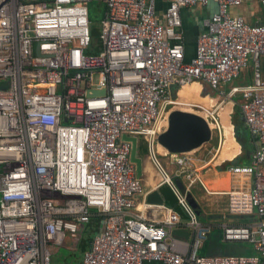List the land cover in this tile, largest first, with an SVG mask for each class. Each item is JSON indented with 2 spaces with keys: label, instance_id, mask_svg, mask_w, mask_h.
Masks as SVG:
<instances>
[{
  "label": "built area",
  "instance_id": "2783aa9c",
  "mask_svg": "<svg viewBox=\"0 0 264 264\" xmlns=\"http://www.w3.org/2000/svg\"><path fill=\"white\" fill-rule=\"evenodd\" d=\"M92 1L0 0V264H57L56 247L70 236L77 250L95 216L79 264H264V24L232 14L244 0H105L96 44ZM213 1L191 58L184 14ZM249 69L252 83L235 86ZM194 83L238 103L256 140L251 164L230 169L253 180L230 191L229 213L257 220L222 229L248 256L199 255L211 229L158 156L174 91ZM125 135L145 138L185 223L148 202ZM168 154L177 178L198 177L187 154Z\"/></svg>",
  "mask_w": 264,
  "mask_h": 264
},
{
  "label": "crops",
  "instance_id": "0c3cea01",
  "mask_svg": "<svg viewBox=\"0 0 264 264\" xmlns=\"http://www.w3.org/2000/svg\"><path fill=\"white\" fill-rule=\"evenodd\" d=\"M217 4L212 5L208 8H198L197 10H188L184 14L185 21V31H186V43L188 46V53L190 57H194L196 54L197 39L199 36V31L201 27V21L204 16H209L217 11ZM233 15L242 16L245 21L251 24H264V4L262 0H244L243 4L235 9H232ZM261 71L264 78V59L261 60ZM238 85H247L252 83V71L251 69L243 72L241 77L234 82ZM227 90H230L227 88ZM196 92V93H195ZM191 93L197 95V99L189 101L187 97ZM181 102L180 105L188 106L193 105L192 109L200 108L206 110L212 117L214 113L210 110L214 105H217L216 100L212 98H202V88L198 84L187 85L183 88L180 93ZM228 101V100H227ZM232 104V101H229ZM231 104H223L219 113L221 116V121L225 128V140L219 142V147L212 151L207 158L204 157V148L188 153L189 159L194 167L200 169V173L197 178L189 180L187 178L176 177V167L170 163V156L168 151L163 146L159 145L158 152L163 156L167 168H169L171 173L177 180H180L183 184L184 193L188 196L191 195L196 201L199 208L197 213L198 217L202 219L208 218V223L203 222V224L209 226L220 227L221 230L225 226L229 225H247L255 222L257 219L254 216H230V191L234 189L249 190L252 185V177L248 176H235L231 173L230 169L232 166L236 165H248L251 164L252 156L254 152V147L248 145L247 147L239 144L235 138L234 127L232 134L230 133V123H229V113L231 110ZM238 107V106H237ZM239 110V109H238ZM216 114V113H215ZM169 118V115H167ZM167 118V120H168ZM211 122V127L212 126ZM256 143V140H252ZM252 142V143H253ZM249 144V143H248ZM148 144L139 142L138 155L143 158V172H142V182L146 190L150 193L154 191H159L165 198L166 205L171 206L176 209L183 217H185L184 223L187 217L180 207L175 205V199L173 196L171 188L164 184L163 176L159 170V167L154 163L149 154ZM246 146V145H245ZM173 168H172V167ZM165 167V166H164ZM171 177V176H170ZM197 186V187H196ZM173 194V195H172ZM94 220V219H93ZM92 220V221H93ZM202 222V221H201ZM91 223V222H90ZM99 228L102 226V222L99 223ZM94 236V235H93ZM191 243L193 244L195 239L191 238Z\"/></svg>",
  "mask_w": 264,
  "mask_h": 264
},
{
  "label": "rangeland",
  "instance_id": "374dc122",
  "mask_svg": "<svg viewBox=\"0 0 264 264\" xmlns=\"http://www.w3.org/2000/svg\"><path fill=\"white\" fill-rule=\"evenodd\" d=\"M104 1L105 0H93L91 2V4H90L92 19L94 21V29H95V31H98V32H99V29H100V23H101V21H102V19L104 17V11H105V3H104ZM94 42L96 44H100V42L97 41V40H94ZM263 59L264 58H262L261 60L263 61ZM261 65H262V63H261ZM194 84H198V85L201 86V88H202V98H212L213 100H216L217 105H214V107H212L210 109L212 111V113H216L215 114V118L212 117L208 112H205L206 110H204V109H200V108H195V109L188 108L187 109L185 106L180 105L179 104V102H181L180 101L181 100L180 93L183 90V88L182 89H176L174 91V101L176 103L169 107L168 113L170 115L172 111L177 110V109L190 110V111L197 112L199 114H202V115L206 116L207 119H209L210 122H212V124H213L212 126H214L212 140L209 143L205 144L203 147L200 148V149L204 148L203 154H204V157L207 158L209 156V154H210V151H212L214 149L217 150V148L219 147V142H221L222 140L223 141L225 140V128H224L223 123L221 121V116H220V113H219V109H220V107L223 104H231V103L229 102L230 100L227 101L224 98L220 97L218 92L213 91L207 85L202 84V83H194ZM235 85H237V84L235 83ZM237 105H238V103L232 102L231 110H230V113H229V123H230V130H231L230 133L231 134H232L233 127H234L233 116L235 115L236 110H238ZM237 116L240 118V113H237ZM215 120H218V123H219V125L221 127V132L215 128V125L217 124V123H215L216 122ZM234 134H235V127H234ZM249 141H251V140L248 139V143H249ZM142 142H144L145 144L147 143L144 137H141V144H142ZM242 145L244 147H247V146H245L246 145L245 142ZM157 148H158V146H157ZM200 149H197L195 151H198ZM158 156L161 159H163V156L161 154H158ZM187 156H188V154H187ZM189 157L190 156H188V158ZM189 160L191 161L192 159H189ZM162 162H163V165L165 166L167 172L171 173L169 171L170 169L167 168V164H165L163 160H162ZM170 176L175 181H177V178L174 177L173 173L170 174ZM199 218L202 221V223L203 222L208 223V220H209L208 218H206V219H202L201 217H199ZM183 220H185V217H183ZM206 227L208 229H211L210 230L211 233L209 234L208 231H207V233H208L207 239L204 240V243H203L202 247H200V250H199V255L200 256H206V257H215V256H223V255L224 256H228V255L248 256V255L252 254V248H251V246L249 244H247V243H230V244L224 243L222 241V239L220 237H218L219 236L218 232L221 231L220 227L213 226V227L210 228L207 225H206ZM212 233H213V235L211 236ZM89 234H90V230H89V225H88L82 231V237H86ZM211 238H212V240H210ZM69 239H70V236L67 238V240L65 242V245L56 247V249L54 251L55 252L54 261L57 264H70L72 259L74 258L73 257L74 254H78V253H79V255L82 254L81 258L83 256V253L81 251L80 246H79V248L77 250H72V249L68 248V246L70 245ZM230 251H233V253H229Z\"/></svg>",
  "mask_w": 264,
  "mask_h": 264
},
{
  "label": "water",
  "instance_id": "95a60500",
  "mask_svg": "<svg viewBox=\"0 0 264 264\" xmlns=\"http://www.w3.org/2000/svg\"><path fill=\"white\" fill-rule=\"evenodd\" d=\"M214 1L212 5H215ZM211 5V6H212ZM218 11V9H217ZM215 11L213 14H215ZM204 18V17H203ZM105 91H93V95H104ZM240 118L244 122L242 112ZM213 137V128L211 122L206 116L190 110L177 109L169 115L168 126L160 134L159 143L171 153L188 154L200 149L209 143ZM124 138L133 143L132 160L137 165L139 177L142 178L143 158L138 155L139 137L125 135ZM178 187L182 190L183 184L180 180L176 181ZM189 204L198 211V204L191 195L187 196ZM148 202L155 205H164L166 200L159 191L152 192L148 197ZM173 236L176 238L191 240L189 231L174 230Z\"/></svg>",
  "mask_w": 264,
  "mask_h": 264
},
{
  "label": "trees",
  "instance_id": "16d2710c",
  "mask_svg": "<svg viewBox=\"0 0 264 264\" xmlns=\"http://www.w3.org/2000/svg\"><path fill=\"white\" fill-rule=\"evenodd\" d=\"M93 36H94L95 40L99 41V32L95 31V29H94V32H93ZM237 113H239L238 110H236V113L233 116V124H234V127H235L236 140H237V142L239 144H243L245 142L246 146H248V139H250L251 141H249V145L251 144L250 146H252V148H253L254 147V144L252 143L253 142L252 141L253 137H252L251 133L249 132V129L246 128V126H245L244 122L241 120V118H239L237 116ZM174 199H175V197H174ZM175 203L176 204L173 205V206L178 205V202H177L176 199H175ZM93 219L94 220L89 224L90 234L87 235L86 237H84L82 239L81 243H80V248H81L82 253L90 246V243H91V240L93 238V235L98 231V228H99V225H100L99 223L101 221V217L95 216ZM212 235H213V233L211 234V236ZM218 235H219L218 237H220L222 239L223 231L222 230L219 231ZM210 240H212V238ZM229 253H233V251H230ZM81 255H79V253L78 254H74L73 255L74 258L72 259L70 264H79L81 262V259H82Z\"/></svg>",
  "mask_w": 264,
  "mask_h": 264
},
{
  "label": "bare ground",
  "instance_id": "6f19581e",
  "mask_svg": "<svg viewBox=\"0 0 264 264\" xmlns=\"http://www.w3.org/2000/svg\"><path fill=\"white\" fill-rule=\"evenodd\" d=\"M196 93V92H195ZM195 93H191L190 95H188L187 97L189 98V101H193L195 99H197V95H195ZM190 109L193 108V105L191 104V106H188ZM161 145V144H160ZM242 145V144H241ZM162 146V145H161ZM243 146V145H242ZM159 148V147H158ZM197 187V186H196Z\"/></svg>",
  "mask_w": 264,
  "mask_h": 264
}]
</instances>
